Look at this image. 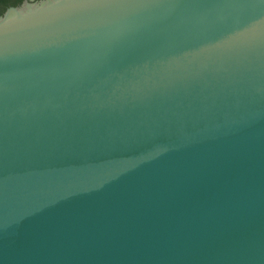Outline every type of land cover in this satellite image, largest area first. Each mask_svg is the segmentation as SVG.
Returning <instances> with one entry per match:
<instances>
[{
    "label": "water",
    "instance_id": "1",
    "mask_svg": "<svg viewBox=\"0 0 264 264\" xmlns=\"http://www.w3.org/2000/svg\"><path fill=\"white\" fill-rule=\"evenodd\" d=\"M0 264H264V0L7 7Z\"/></svg>",
    "mask_w": 264,
    "mask_h": 264
},
{
    "label": "trees",
    "instance_id": "2",
    "mask_svg": "<svg viewBox=\"0 0 264 264\" xmlns=\"http://www.w3.org/2000/svg\"><path fill=\"white\" fill-rule=\"evenodd\" d=\"M23 0H0V15L4 12V10L11 5H18Z\"/></svg>",
    "mask_w": 264,
    "mask_h": 264
}]
</instances>
